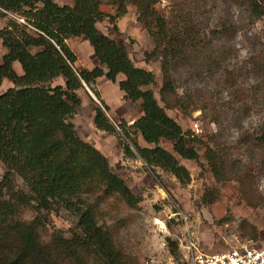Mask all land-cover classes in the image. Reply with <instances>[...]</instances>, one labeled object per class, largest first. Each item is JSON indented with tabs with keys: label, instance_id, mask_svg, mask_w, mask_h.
<instances>
[{
	"label": "trees",
	"instance_id": "obj_1",
	"mask_svg": "<svg viewBox=\"0 0 264 264\" xmlns=\"http://www.w3.org/2000/svg\"><path fill=\"white\" fill-rule=\"evenodd\" d=\"M70 1L71 5L60 6L53 0H0V18L5 19L0 29L5 50L0 58V86L5 80L11 84L0 94V162L5 168L0 177V264H138L100 224L105 216L100 204L109 200L135 209L139 198L70 122L81 104L78 91L102 77L115 84L121 76L117 87L122 98L139 103L141 114L128 126L122 121L115 126L100 107L94 110V127L122 139L125 157L138 158L147 169L159 168L185 185L190 181L189 172L174 154L196 161L195 145L200 144L217 183H251L250 171L240 163L235 165L220 142L223 129L239 126L247 92L237 85L236 70L228 69L227 60H215L207 52L210 37L181 20L164 17L155 8L160 0ZM104 2L116 6L114 16L100 11ZM233 2L252 20L264 16V0ZM127 3L135 7L136 21L153 43L144 61L159 63L162 85L158 94L163 105L149 89L156 84L154 74L134 65L124 40L111 38L117 32L114 20L125 12ZM106 18L112 28L102 34L97 24ZM236 30V25L224 22L208 34L231 42ZM70 38L88 43L97 61L95 67L75 68L76 55L66 44ZM246 63L258 80L254 92L264 97V50L254 52ZM214 75L215 86L235 101L207 100L213 98L207 78ZM196 79L206 86L193 88ZM178 83L185 85L183 91ZM103 109L108 106L104 104ZM208 109H213L208 120L217 130L205 142L190 139L191 134L166 113L201 111L207 117ZM137 135L145 147L138 144ZM161 141L170 143L172 152ZM249 150L264 158V134ZM241 194L246 198L244 191ZM203 199L206 201V193ZM60 212L76 219L68 236L51 222V215ZM168 245L175 255L176 243Z\"/></svg>",
	"mask_w": 264,
	"mask_h": 264
},
{
	"label": "rangeland",
	"instance_id": "obj_2",
	"mask_svg": "<svg viewBox=\"0 0 264 264\" xmlns=\"http://www.w3.org/2000/svg\"><path fill=\"white\" fill-rule=\"evenodd\" d=\"M53 1L60 6L72 4L70 0ZM155 8L164 17L173 18L177 22L181 20L180 22L198 28L200 34L208 35L206 38L210 37L211 42L207 52L215 60L226 59L228 69L236 70V83L242 85L247 92L245 113L242 114L239 126H227L222 130L220 142L235 165L240 163L245 170L250 171L251 183L241 185L234 180L217 183L203 158L204 150L200 144L195 145L199 153L196 161L184 160L174 154L189 172L190 181L185 185H180L171 174L159 168L147 169L138 158L125 157L122 139L94 127V110L100 107L115 126L121 121L128 126L141 114L139 103H131L122 98L117 87L121 76L116 78L115 84L102 77L92 86L84 85L78 91L81 104L70 122L83 141L94 146L107 158L110 170L125 181L131 192L139 198V203L135 209H129L122 203L103 201L100 209L105 216L100 224L103 223L112 232L120 249L138 264H143L150 258L156 264H187L188 251L185 245L190 240L200 252L207 254L227 251L239 244L260 248L264 246V158L262 154L254 155L249 149L264 134V97L254 92L258 80L251 74L246 62L254 52L264 50V16L252 20L246 10L238 7L233 0H160ZM100 11L113 16L117 13L116 6L106 2L102 3ZM1 20L0 18V27L4 23ZM224 22L237 27L231 42L228 39L218 40L208 34L209 30ZM114 25L117 32L111 38L124 40L134 65L154 74L156 84L149 89L153 91L159 104L163 105L158 94L162 85L159 63L144 61V54L152 50L153 43L143 26L136 21L135 7L127 3L125 12L115 18ZM111 28L107 18L97 24V29L102 34H106ZM66 44L76 55V69H92L97 65L86 41L70 38L66 40ZM1 56L0 51V58ZM204 56L206 55H200L201 58ZM16 71L20 73L17 68ZM214 76L207 78L214 99L207 97V100L214 102L216 97L219 103L233 101L232 96L228 99L229 95L222 87L215 86L217 76ZM193 81V88L206 86L199 79ZM58 83L61 81L58 80ZM178 86L183 91L185 85L178 83ZM9 87L11 84L3 81L0 94ZM104 104L108 106L106 111L103 109ZM234 107L239 110V106ZM212 111L213 109H208L207 117L201 111L187 114L179 110H166V113L183 131L191 134L190 139L197 137L205 142L206 137L217 130L208 120ZM194 123L201 130L198 135H194L191 130ZM136 139L141 147L146 146L139 135ZM160 145L172 152L170 143L161 141ZM4 170V165L0 162V177ZM18 183L23 188L20 180ZM241 190L247 199L242 196ZM205 193L206 201L203 199ZM211 198L214 200L211 201ZM174 214H180L186 219L182 220ZM51 222L68 236L76 219L60 212L51 215ZM171 242L177 245L175 255L169 251L168 244Z\"/></svg>",
	"mask_w": 264,
	"mask_h": 264
},
{
	"label": "built area",
	"instance_id": "obj_3",
	"mask_svg": "<svg viewBox=\"0 0 264 264\" xmlns=\"http://www.w3.org/2000/svg\"><path fill=\"white\" fill-rule=\"evenodd\" d=\"M22 21V20H19ZM192 132L194 135L201 133L197 123L192 126ZM179 217L180 214H174ZM185 220L186 217L182 218ZM188 251L187 264H264V246L260 248H253L247 244L237 245L227 251L219 253H202L193 244V241L185 245ZM143 264H156L153 258L146 260Z\"/></svg>",
	"mask_w": 264,
	"mask_h": 264
},
{
	"label": "crops",
	"instance_id": "obj_4",
	"mask_svg": "<svg viewBox=\"0 0 264 264\" xmlns=\"http://www.w3.org/2000/svg\"><path fill=\"white\" fill-rule=\"evenodd\" d=\"M1 21L5 23V19H2ZM4 23H3V25H4ZM3 25L0 27V29L3 27ZM0 47H1V41H0ZM0 51H1V54H2V55L5 53V50H4L3 47H1ZM18 67H19V66H18L17 64L14 65V68H15V69H16V68L18 69ZM261 247H262V246H261Z\"/></svg>",
	"mask_w": 264,
	"mask_h": 264
}]
</instances>
